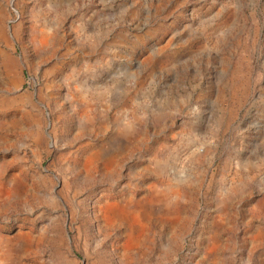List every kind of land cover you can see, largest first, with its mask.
Returning a JSON list of instances; mask_svg holds the SVG:
<instances>
[{
    "label": "rangeland",
    "instance_id": "374dc122",
    "mask_svg": "<svg viewBox=\"0 0 264 264\" xmlns=\"http://www.w3.org/2000/svg\"><path fill=\"white\" fill-rule=\"evenodd\" d=\"M0 264H264V0H0Z\"/></svg>",
    "mask_w": 264,
    "mask_h": 264
},
{
    "label": "bare ground",
    "instance_id": "6f19581e",
    "mask_svg": "<svg viewBox=\"0 0 264 264\" xmlns=\"http://www.w3.org/2000/svg\"><path fill=\"white\" fill-rule=\"evenodd\" d=\"M112 209L115 213L117 212L119 218L121 217V218H124L127 220H131V219H134V217H135V214H131V213L127 212L125 209H119V208H112ZM112 209H109V211Z\"/></svg>",
    "mask_w": 264,
    "mask_h": 264
}]
</instances>
